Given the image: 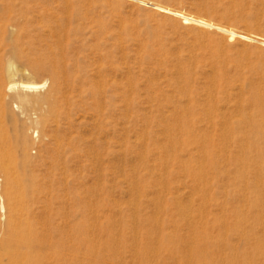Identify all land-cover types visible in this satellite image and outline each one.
I'll list each match as a JSON object with an SVG mask.
<instances>
[{
	"label": "rangeland",
	"instance_id": "1",
	"mask_svg": "<svg viewBox=\"0 0 264 264\" xmlns=\"http://www.w3.org/2000/svg\"><path fill=\"white\" fill-rule=\"evenodd\" d=\"M9 75L0 264H264V0H0Z\"/></svg>",
	"mask_w": 264,
	"mask_h": 264
},
{
	"label": "bare ground",
	"instance_id": "2",
	"mask_svg": "<svg viewBox=\"0 0 264 264\" xmlns=\"http://www.w3.org/2000/svg\"><path fill=\"white\" fill-rule=\"evenodd\" d=\"M157 9H159V11L165 12V9H163V8H157ZM191 19L185 18L186 21H191ZM193 21H194V19H193ZM194 22L196 24H198V26L200 25L203 28H206V27L211 28V26L209 24H207L201 20H196ZM218 30H220L221 32H223L225 34H228L231 39L235 36V33L232 31H228V30L221 29V28ZM40 65H42L41 62H40ZM10 79H11L10 75H9V77L6 76V77L0 78V93L2 91L4 84ZM44 86H45V84H40V85L28 84V85H22V88L27 89V90H38V89L44 88ZM15 87H16V85L10 84L9 89L11 90ZM51 100H52V96H49L46 99H44L43 101L50 102ZM263 107H264V104H263ZM2 119H3V109H2V106L0 105V121ZM9 139H10V137L7 135H4V133L0 135V149H2V148L4 149L6 147V144L8 143ZM15 141H16L17 147H23L26 145V138L23 135L17 134L15 136ZM17 149H19V148H17ZM11 156L12 155H10L8 157L9 160L16 162L17 158L14 156H13L14 157L13 158ZM2 162H3V158H2V155L0 154V171L2 173H4L3 175H5V177H6L5 188L7 190L8 196L10 198H12V197L14 198L15 197V191L14 190L17 186V182H16V179L14 178V175L12 173L13 169L11 170L7 166H5ZM25 178L26 177L24 176L22 178V180ZM16 225H17V223H16L15 216L14 217L10 216L8 226L12 227V229H13V228H17ZM28 241H29V239L27 237L26 238H23V237L16 238L15 237V239L3 240L2 244H1L2 245L1 246L2 251L5 252L6 254L11 253V250L16 251L17 256H18V262L16 264H45L44 259L46 256V251L44 252V248L38 244L28 243Z\"/></svg>",
	"mask_w": 264,
	"mask_h": 264
}]
</instances>
